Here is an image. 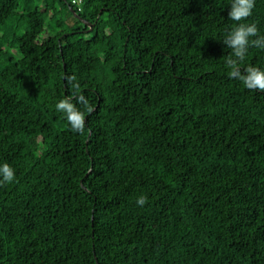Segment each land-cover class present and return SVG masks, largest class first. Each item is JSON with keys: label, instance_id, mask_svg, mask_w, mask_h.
I'll return each instance as SVG.
<instances>
[{"label": "trees", "instance_id": "obj_1", "mask_svg": "<svg viewBox=\"0 0 264 264\" xmlns=\"http://www.w3.org/2000/svg\"><path fill=\"white\" fill-rule=\"evenodd\" d=\"M231 3L0 0V264H264V92L223 44L264 36V0ZM73 75L82 133L55 107Z\"/></svg>", "mask_w": 264, "mask_h": 264}, {"label": "clouds", "instance_id": "obj_2", "mask_svg": "<svg viewBox=\"0 0 264 264\" xmlns=\"http://www.w3.org/2000/svg\"><path fill=\"white\" fill-rule=\"evenodd\" d=\"M255 7V0H232L228 17L236 22L247 19L252 14ZM256 37L255 39H251ZM223 44L232 50L231 55L226 57L225 65L228 68V76L231 79H238L248 90L264 92V70L255 66L242 65L245 61L249 47L264 49V36L258 35V28L255 23H238L231 31L227 32ZM65 79L72 85L73 91L70 96L65 97L56 104V110L64 114L65 119L70 125V130L82 133L85 128L86 113L91 114L95 109L88 103L81 93L76 77L67 76ZM83 104L84 110L78 109L72 100ZM0 186L11 184L15 181L14 169L8 164L0 165ZM147 203L144 195L136 199V204L143 207Z\"/></svg>", "mask_w": 264, "mask_h": 264}, {"label": "built area", "instance_id": "obj_3", "mask_svg": "<svg viewBox=\"0 0 264 264\" xmlns=\"http://www.w3.org/2000/svg\"><path fill=\"white\" fill-rule=\"evenodd\" d=\"M70 2L74 5H77L78 9H80V5L82 3V0H70Z\"/></svg>", "mask_w": 264, "mask_h": 264}, {"label": "rangeland", "instance_id": "obj_4", "mask_svg": "<svg viewBox=\"0 0 264 264\" xmlns=\"http://www.w3.org/2000/svg\"><path fill=\"white\" fill-rule=\"evenodd\" d=\"M36 2V0H34ZM79 26H82V25H79Z\"/></svg>", "mask_w": 264, "mask_h": 264}, {"label": "water", "instance_id": "obj_5", "mask_svg": "<svg viewBox=\"0 0 264 264\" xmlns=\"http://www.w3.org/2000/svg\"><path fill=\"white\" fill-rule=\"evenodd\" d=\"M79 17V16H78ZM79 19H81V18H79Z\"/></svg>", "mask_w": 264, "mask_h": 264}]
</instances>
